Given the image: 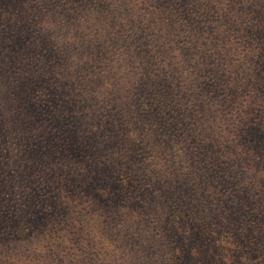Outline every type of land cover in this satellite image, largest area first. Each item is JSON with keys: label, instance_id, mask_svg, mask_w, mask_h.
Segmentation results:
<instances>
[{"label": "trees", "instance_id": "obj_1", "mask_svg": "<svg viewBox=\"0 0 264 264\" xmlns=\"http://www.w3.org/2000/svg\"><path fill=\"white\" fill-rule=\"evenodd\" d=\"M0 264H264V0H0Z\"/></svg>", "mask_w": 264, "mask_h": 264}, {"label": "rangeland", "instance_id": "obj_2", "mask_svg": "<svg viewBox=\"0 0 264 264\" xmlns=\"http://www.w3.org/2000/svg\"><path fill=\"white\" fill-rule=\"evenodd\" d=\"M138 2V1H136ZM127 5V4H126ZM129 6V5H128ZM126 10L128 9L127 7H125ZM126 15H127V12H126ZM57 33V31H56ZM56 33H55V38H54V43L55 44H58L57 43V38L61 41V43L63 45H76V42L79 43L80 41H76V38L74 35H68V37H66L65 39L62 40V35H57L58 37H56ZM66 33V32H65Z\"/></svg>", "mask_w": 264, "mask_h": 264}]
</instances>
